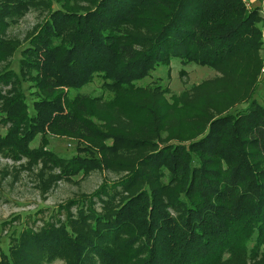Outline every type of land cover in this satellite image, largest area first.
Masks as SVG:
<instances>
[{
	"label": "trees",
	"instance_id": "16d2710c",
	"mask_svg": "<svg viewBox=\"0 0 264 264\" xmlns=\"http://www.w3.org/2000/svg\"><path fill=\"white\" fill-rule=\"evenodd\" d=\"M260 8L243 0H97L84 11L50 8L20 49L18 69L11 64L0 70V100L3 83L19 84L4 101L11 126L0 134V151L33 152L59 164L66 158L30 145L37 135L64 132L106 143L101 157L70 159V173L111 164L108 153L147 141L98 129L86 103L140 87L174 60L217 67L257 51ZM20 15L12 1L0 0V36L4 24ZM144 25L148 33L140 35ZM4 49L0 37V60ZM28 68L37 87L32 104L22 88ZM100 81L98 94L86 89ZM254 96L244 109L212 118L200 138L163 144L130 163L117 182L104 181L87 199L96 236L90 243L79 242L82 234L69 232L67 223L57 230L47 221L40 231L28 226L13 231L0 247V264L35 260L37 253L50 256L61 246L72 251L69 264H82L91 248L104 263L112 262L117 257L111 250L126 235L142 241L140 264H222L224 252L247 253L264 245V98ZM81 150L94 152L90 146ZM135 186L119 205L112 202L119 187L129 192ZM94 198L105 201L101 213L92 208ZM166 200L179 208L178 215Z\"/></svg>",
	"mask_w": 264,
	"mask_h": 264
},
{
	"label": "rangeland",
	"instance_id": "374dc122",
	"mask_svg": "<svg viewBox=\"0 0 264 264\" xmlns=\"http://www.w3.org/2000/svg\"><path fill=\"white\" fill-rule=\"evenodd\" d=\"M5 1H12L16 10H21V15L11 23L4 24V31L1 32L0 37L5 39V52L1 54L0 70L11 64L13 68L18 69L16 60L21 58L20 49L29 43V38L37 32L41 22L49 14L50 8L64 7L84 11L97 2V0L51 2L30 0L29 3L27 1V4L22 5L21 2L24 0ZM243 2H246L248 7L255 4L249 0ZM256 4L262 5L259 12L262 16V33L257 51L246 54L245 57L234 58L232 62L217 67L193 62L183 64L174 60L163 71L159 67L153 76L140 83V87H130L117 92L115 97L111 93H105L104 98H95L86 103L88 109L95 115V125L98 129L109 132L122 131L130 137L147 141L144 145L140 143L126 145L117 152L108 153L111 164H103L100 168L78 169L74 173L73 171L70 173V168L66 169L70 159L77 155L92 158L103 156L100 148L106 143L102 137L90 139L64 132L37 135L30 147L47 148L56 155L66 158L59 164L55 163V159L51 156L41 158L35 156L33 152L27 155L2 149L0 151V247L2 243L8 241L13 231L27 226L40 231L47 221L57 230H61V226L67 223L69 232H73L74 235L77 232L82 234L79 238L76 236L79 242L90 243L96 236L90 228L94 220L90 216L91 207L87 199L104 181L109 184L117 182L128 174L130 163L163 144L187 143L192 139L200 138L212 118L244 109L253 95L262 101L264 98V4L261 1ZM146 28L145 25L139 28L140 35L148 33L144 30ZM34 75L33 70L26 69L22 85L31 104L32 92L37 89L32 80ZM18 85L14 82L1 85L4 95V99L0 100L1 135L11 126V121L5 119L4 101L7 97L11 98L14 89L19 88ZM157 85L159 87L156 88ZM86 89L91 91V94H98L101 90V81L93 83ZM64 103L67 106L66 100ZM87 146H90L94 152L81 150ZM136 188L137 186L125 192L119 187L115 193L117 200L112 202L119 205L128 195L136 192ZM73 200L75 201L71 202ZM167 202L168 209L174 215H178L179 208ZM104 205L105 201L94 198L92 208L101 213L104 211ZM130 237L125 236V240L116 250L118 252L111 250L117 257L112 262L104 263V257L91 248L84 251L82 264H140L141 257L138 254L141 255L142 241ZM129 241L134 243L128 244ZM129 245L131 248H127ZM51 248L50 245L45 247L46 251ZM66 248V246L55 248L52 255L45 257H39L41 254L37 253L35 260L24 259L21 264H69L72 260V251ZM250 251L253 253L224 252L222 264H264L263 244L256 245Z\"/></svg>",
	"mask_w": 264,
	"mask_h": 264
},
{
	"label": "crops",
	"instance_id": "0c3cea01",
	"mask_svg": "<svg viewBox=\"0 0 264 264\" xmlns=\"http://www.w3.org/2000/svg\"><path fill=\"white\" fill-rule=\"evenodd\" d=\"M250 2H252V3H257V2H259V1H261V2H263V4H264V0H249ZM262 6V5H261Z\"/></svg>",
	"mask_w": 264,
	"mask_h": 264
}]
</instances>
